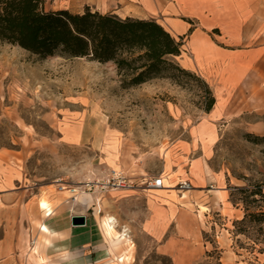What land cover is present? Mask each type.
<instances>
[{"label":"rangeland","instance_id":"obj_1","mask_svg":"<svg viewBox=\"0 0 264 264\" xmlns=\"http://www.w3.org/2000/svg\"><path fill=\"white\" fill-rule=\"evenodd\" d=\"M83 4L47 0L46 7L82 12ZM254 5L264 19V0ZM198 27L228 59L250 62L230 50L264 45V25ZM188 32L175 60L208 82L216 98L210 112L197 82L155 78L124 87L112 62L41 58L0 40V264H59L37 241L41 201L51 214L76 198L126 264H264V253L235 225L245 214L236 188L264 184V109L254 108L264 72H223L220 53L187 48ZM227 80L239 82L246 97H221ZM120 174L125 187L113 184ZM158 180L162 186L153 187ZM106 217L129 242L112 245Z\"/></svg>","mask_w":264,"mask_h":264},{"label":"trees","instance_id":"obj_2","mask_svg":"<svg viewBox=\"0 0 264 264\" xmlns=\"http://www.w3.org/2000/svg\"><path fill=\"white\" fill-rule=\"evenodd\" d=\"M46 2L0 0V40L41 58L61 54L112 62L124 87L155 78H167L182 87L194 81L203 89V108L212 110L216 98L208 82L175 60L181 54L184 36H174L155 19L123 18L90 6L82 12L54 10L48 9ZM236 190L245 212L235 221L236 233L247 236L252 249L264 253V184Z\"/></svg>","mask_w":264,"mask_h":264},{"label":"crops","instance_id":"obj_3","mask_svg":"<svg viewBox=\"0 0 264 264\" xmlns=\"http://www.w3.org/2000/svg\"><path fill=\"white\" fill-rule=\"evenodd\" d=\"M84 6H90L98 9L102 13H115L121 17H135L142 19H151L156 16L157 11L161 12L166 29L174 36H182L189 31L187 35V48L193 54L207 57L213 53H220L221 70L223 72H243L247 70H257L264 72V45L250 50L231 49L236 56H252L250 62L241 60L228 59V53L218 51L213 45V38L208 33L199 34L198 25L210 27L211 24H219L220 27L227 28L232 24L264 25V19H259L253 12L254 0H83ZM125 1L123 5L119 2ZM107 5V7L105 6ZM153 10V11H152ZM198 21L195 26L185 19ZM238 39V37H237ZM185 40L183 42L184 47ZM225 50H228L227 48ZM181 56L178 55L177 57ZM242 59V58H241ZM204 60V59H203ZM241 61V62H240ZM227 80L222 84L221 97L235 95L240 98L245 91L239 82L235 85ZM257 100L254 104L255 109H264V90L256 92ZM246 97V96H245ZM257 98V99H258ZM239 100V99H237ZM229 104V102H226ZM240 106V102H237ZM244 105V103H243ZM246 110V109H243ZM66 202V203H64ZM63 205H56L51 214L43 211L48 207V203L41 207L42 221L37 241L41 238V250L43 255L52 262L59 264H126L122 259H117L111 249L110 243L103 235L101 226L95 223V219L79 208V199L65 200ZM77 214L86 216L84 225H74L72 217ZM102 228L105 235L111 240L114 247H119L126 238L123 233L116 230L115 226L110 223V217L103 218ZM104 236V237H103ZM168 247V246H167ZM124 259V258H123ZM128 260L129 257H126ZM127 264H132L128 262ZM173 264H177L176 262Z\"/></svg>","mask_w":264,"mask_h":264},{"label":"built area","instance_id":"obj_4","mask_svg":"<svg viewBox=\"0 0 264 264\" xmlns=\"http://www.w3.org/2000/svg\"><path fill=\"white\" fill-rule=\"evenodd\" d=\"M116 179H117V184L116 183H113L114 185H116V186H121V187H125L126 185H127V183H126V179L123 177V175H118V176H116L115 177ZM152 186L153 187H155V188H157V187H161L162 186V183H161V180H158L156 183H153L152 184ZM182 187L183 188H189V184H187V183H183L182 184ZM61 189H64L65 188V185L64 186H61L60 187ZM76 189H72V191H75Z\"/></svg>","mask_w":264,"mask_h":264},{"label":"water","instance_id":"obj_5","mask_svg":"<svg viewBox=\"0 0 264 264\" xmlns=\"http://www.w3.org/2000/svg\"><path fill=\"white\" fill-rule=\"evenodd\" d=\"M72 223L74 225H84L86 223V216L83 214L74 215L72 217Z\"/></svg>","mask_w":264,"mask_h":264},{"label":"bare ground","instance_id":"obj_6","mask_svg":"<svg viewBox=\"0 0 264 264\" xmlns=\"http://www.w3.org/2000/svg\"><path fill=\"white\" fill-rule=\"evenodd\" d=\"M41 202H42V206H45L47 203L45 200H42ZM110 219H111V217H110ZM110 223H112V222L110 221Z\"/></svg>","mask_w":264,"mask_h":264}]
</instances>
